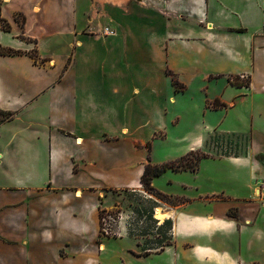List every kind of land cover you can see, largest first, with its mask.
Wrapping results in <instances>:
<instances>
[{
	"label": "crops",
	"instance_id": "crops-1",
	"mask_svg": "<svg viewBox=\"0 0 264 264\" xmlns=\"http://www.w3.org/2000/svg\"><path fill=\"white\" fill-rule=\"evenodd\" d=\"M247 6L0 0V44L21 51L0 55V111L14 113L0 121V264H105L100 206L119 205L104 191L145 193L149 155L177 161L214 132L249 136L247 153L155 176L185 199L156 208L173 244L136 255L122 219L118 264H264V0ZM171 130L184 145L156 163L148 141Z\"/></svg>",
	"mask_w": 264,
	"mask_h": 264
},
{
	"label": "trees",
	"instance_id": "trees-1",
	"mask_svg": "<svg viewBox=\"0 0 264 264\" xmlns=\"http://www.w3.org/2000/svg\"><path fill=\"white\" fill-rule=\"evenodd\" d=\"M0 27L5 31L11 30V24L9 21L1 16V9H0ZM21 51L15 50L13 48H7L0 44V55H12V54H19ZM37 57V55H35ZM169 74H172L171 71H169ZM173 83L176 85L177 88L181 87V84L179 81L175 78L174 75H172ZM233 82L240 83L239 77H234ZM218 99L214 102V106L218 107ZM14 113L12 111H0V121L5 120L6 118H9ZM234 137L235 140L232 138ZM223 138L227 139L228 145L222 150L219 151L222 155H239V154H245L247 153V149L249 146V136L243 135V134H237V133H222L214 132L209 136V140H215L218 143L222 141ZM240 139H247V143L245 144V148H240ZM232 146L236 148H240L241 152L235 153L231 152ZM148 148L149 151L152 149L151 141H148ZM220 148V145L219 147ZM194 156L193 158H191ZM208 154L201 149L197 150H191L187 154L181 156L177 161L173 162H166L162 164H155L152 162L151 155L148 156V163L145 166L144 172L141 177V183L144 187L145 193L140 191H134V190H128L131 192V196L138 195L142 196V204L136 207L135 211L140 216L141 219L145 218L144 220L147 223H151V229L152 227L157 228L159 231V236L155 240L147 239L144 243H141L138 241L137 245L139 247L138 251H133L136 255L142 256V255H149L153 252H161L163 251L167 246L173 244V235H172V225L173 220L171 218L165 219L162 223H160V220L155 217V210L158 206H161L162 204H168L171 206H175L178 204H181L184 202L185 199L180 198L178 196H174L172 194H168L163 192L162 190L158 189L153 184V179L155 176L161 175L165 170L167 169H174V170H191L196 171L199 168V162L202 158L207 157ZM122 210H119L117 214H115V219L118 218L119 213H121ZM114 212L106 209L105 207L100 206V219H101V226H100V237L105 236H118L115 233L106 234L104 231V220L107 219V216H113ZM230 216L237 218L238 214L236 210H232L229 213ZM148 230L141 234H149L147 233ZM129 234L134 235L137 237V235L133 232V229L129 227Z\"/></svg>",
	"mask_w": 264,
	"mask_h": 264
},
{
	"label": "rangeland",
	"instance_id": "rangeland-1",
	"mask_svg": "<svg viewBox=\"0 0 264 264\" xmlns=\"http://www.w3.org/2000/svg\"><path fill=\"white\" fill-rule=\"evenodd\" d=\"M250 1L253 0H219L220 2V7L218 8L222 14H227L229 13L226 9V5L231 6V8H240V5H244L243 8H240L242 11L246 12L248 10V6L246 7V4L249 3ZM224 6V8H223ZM19 22L21 21L20 15L17 16ZM250 31V30H249ZM245 32V31H243ZM245 79H249V76L243 75L242 76ZM241 78V77H239ZM218 104H220L218 102ZM184 131H174L171 130L169 134H162V133H154L152 134V137L149 139L152 144V157L153 160L156 161V163H162L163 161L166 160H171L172 157L175 156L177 152H179V148L181 145L184 144H176V138H179L183 136ZM222 134V133H220ZM234 140L235 138L232 137ZM240 148L242 147L245 148V144L247 143V139H240ZM220 145V148H218ZM228 145L227 139L223 138L221 142H217L215 140H209V138L205 142V146L203 149H201L204 152H207L209 154L215 153L218 150L222 151L226 146ZM240 148H236L232 146V149L230 150L231 152L239 153ZM192 156L191 158H193ZM164 180H161L163 182ZM160 182V181H159ZM106 194L111 195L112 199L116 201V204L119 206H114L109 204V208H106L112 212H114L113 216H107L108 218L105 219L104 221V228H107L111 233H115L119 235L120 231L118 229L119 222L123 219V221L127 224L128 227V232H129V227L133 229V232L137 235L134 236L137 240H139L141 243H144L147 239L150 240H155L159 236V231L157 228L152 227L151 229V223H147L143 218L141 219L140 216L136 213L135 209L139 205L142 204V196L138 195H133L131 196V192H129L126 189H110L108 191H104ZM104 206H107V203H104ZM163 208H166L167 205L162 204ZM119 210H122L121 213H119L120 216L118 218H114L115 214L118 213ZM160 211L162 209L160 208ZM123 213V214H122ZM156 213V211H155ZM123 215V216H122ZM146 230L147 233L149 234H141L145 232ZM104 241H110V251L106 256V259L103 261L105 264H118L119 262L122 263L121 258H120V248L126 244L125 241H131L128 238H114V236H105L102 237ZM163 259V257L161 258ZM150 261V260H148ZM165 261V260H164ZM147 263V262H145ZM142 262L136 261L134 264H145Z\"/></svg>",
	"mask_w": 264,
	"mask_h": 264
},
{
	"label": "built area",
	"instance_id": "built-area-1",
	"mask_svg": "<svg viewBox=\"0 0 264 264\" xmlns=\"http://www.w3.org/2000/svg\"><path fill=\"white\" fill-rule=\"evenodd\" d=\"M103 32L105 33V34H114L115 33V31L112 29V28H109L108 26H105L104 28H103ZM259 191H260V195H261V197L264 199V179L261 181V183H260V186H259ZM120 216V215H119ZM108 218V217H107ZM106 219V218H105ZM105 221V220H104ZM104 231H105V233L106 234H110L111 232L107 229V228H104Z\"/></svg>",
	"mask_w": 264,
	"mask_h": 264
},
{
	"label": "bare ground",
	"instance_id": "bare-ground-1",
	"mask_svg": "<svg viewBox=\"0 0 264 264\" xmlns=\"http://www.w3.org/2000/svg\"><path fill=\"white\" fill-rule=\"evenodd\" d=\"M156 216L159 217V218H163L164 216L162 215L160 209H157L156 210ZM102 249H103V246H102Z\"/></svg>",
	"mask_w": 264,
	"mask_h": 264
}]
</instances>
